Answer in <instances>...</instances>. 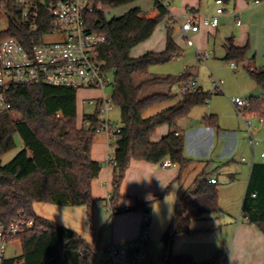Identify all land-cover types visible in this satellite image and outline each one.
<instances>
[{"label": "trees", "instance_id": "16d2710c", "mask_svg": "<svg viewBox=\"0 0 264 264\" xmlns=\"http://www.w3.org/2000/svg\"><path fill=\"white\" fill-rule=\"evenodd\" d=\"M8 10L9 25L0 30V44L8 38L28 40L35 35L20 24L15 0H1ZM138 0H108L102 2L88 16L91 30L105 35L106 42L101 49L105 69L114 75L112 102L120 110L121 133L115 150L117 165L114 167L113 193L110 198L112 212L142 211L151 213L154 201H136L131 207H116L120 198L119 187L132 159L151 163H163L167 159L186 170L192 159L184 152V137L170 131L161 140L154 142L151 137L164 124L174 127L176 123L202 104H207L211 92L202 89L184 94L175 105L156 114L145 117L147 110L173 97L167 94H153L141 98L143 88L160 79L137 84L136 74H147L152 65L163 64L179 56L182 49L174 40V20L169 9L154 0L155 15H149L140 7L132 8L120 17L108 19L104 6L116 8ZM227 2L229 0H223ZM248 3H263L264 0H244ZM169 17L166 23V47L160 52H147L132 57V50L149 40L158 25ZM224 60L243 63L249 45L238 47L233 38L227 40ZM251 78L264 90V67L247 68ZM170 81V77L162 79ZM180 88L190 83V76L182 74ZM219 93V91H216ZM11 112L0 114V223L8 227L23 214L27 221H33L32 228H24L14 240L21 244L22 254L7 258L4 264H96V247L88 244L80 234L55 221L38 215L34 204L85 205L88 215L94 204L92 182L99 175L102 163L92 158L91 150L96 137L97 115L85 114L84 122L91 126H78L77 90L71 87L45 84L14 86L10 89ZM251 107L264 118V99L250 97ZM12 113H17L14 118ZM206 125L217 126L216 115L203 118ZM17 136L23 148L7 163L1 158L18 146ZM258 173V176H257ZM254 177L248 185L242 210L247 221L255 225L264 235V162L255 164ZM170 191L167 187L166 195ZM195 199L188 201L186 194H180L175 215L162 236L164 246L174 239L190 232L194 219L219 211L217 185L208 182L205 175L196 181L191 192ZM223 253L219 251L212 259L199 264H220ZM170 264H198L189 255L171 256Z\"/></svg>", "mask_w": 264, "mask_h": 264}, {"label": "rangeland", "instance_id": "374dc122", "mask_svg": "<svg viewBox=\"0 0 264 264\" xmlns=\"http://www.w3.org/2000/svg\"><path fill=\"white\" fill-rule=\"evenodd\" d=\"M201 12L205 8H218L215 4V0H201ZM245 2L244 0H229L224 3V13L219 15V21L221 26L222 21L220 17H230V14L235 10H238V4ZM165 3H172L170 8L176 12H181L185 6V0H167ZM154 8V0H138L134 3L111 8L110 6H104L105 14L108 19L114 17H120L128 10L136 7L145 8L152 6ZM258 5H264L263 3H251V7ZM151 9H146L145 13H148ZM194 11V10H193ZM216 13V12H215ZM214 13V14H215ZM202 15V13H201ZM212 15V14H207ZM205 16V15H204ZM241 16V15H240ZM170 18H172L170 16ZM178 21H174L172 26L175 29V38L179 45L182 47V54L167 63L152 65L149 71L155 75H164L178 77L181 72L191 69L197 74V81L203 86L205 92H211V98L207 104L198 105L193 108L192 113L207 112L209 107L216 108L220 112H224L227 117L226 123L236 129L234 133L236 136L233 139L225 142V149L230 144L237 146L235 148V161H221V165H249L252 162L253 155L255 153L258 159H261L260 153L264 149V122H259V117L256 111H251L253 115L252 121L257 126L256 138L259 141L254 147L250 142L243 126V122L237 114L230 99L232 97H240L245 100L249 99L251 94L253 96L264 99V90L262 87L256 84V82L249 75L244 62L237 64L238 69H233L230 66V61L224 59L207 58L200 60L198 50L193 44H189L187 38L183 36L180 31V22L183 20L181 15H176ZM168 17L163 20L157 27L153 34L154 40L151 44H141L132 50V56H140L147 52V48H159V43L162 37L165 36V24ZM9 25L8 10L5 7V3L0 0V30L7 29ZM218 26V27H219ZM195 33H189V37L193 39ZM164 35V36H163ZM57 40L55 36L46 38L47 42ZM153 46V47H152ZM210 53L209 50L206 51ZM201 53V52H200ZM110 83L103 87V89H79L77 91V122L78 126H87L83 117L85 114L94 112V107L88 105V100L92 98H98L99 95H104L106 98H111L114 91V75L109 73ZM221 81L222 91L216 93L213 87V80ZM172 99L173 101H167L147 110L144 114L148 117L156 112V110H164L169 107L175 101L181 99L180 88L177 83L172 87ZM209 105V106H208ZM197 111V112H196ZM14 118H18L17 113H12ZM111 121L117 126L121 124L120 110L117 106L113 105V109L109 112ZM219 120V118H218ZM98 135V134H97ZM98 138L106 137V134L100 133ZM18 146L16 149L8 152L1 158L3 164L9 162L22 148L23 143L21 138L17 136ZM109 141V140H108ZM111 142L109 141L108 144ZM109 146V145H108ZM109 149V148H108ZM110 155L114 152L109 151ZM245 158L247 162H241V159ZM171 163V162H170ZM213 165L218 164L217 161H212ZM112 165V164H111ZM107 166V162L106 165ZM233 168V167H232ZM231 168V169H232ZM233 172V171H232ZM224 174V172L222 173ZM183 188V193L187 192V188ZM178 185H174L173 189L165 195L163 198L154 201L153 211L150 216V240L147 249V264H155L160 261H168L169 257L176 255H190L195 263H202L205 260L211 259L217 252L222 249L225 252L229 251V247L226 243H231L235 234V227L237 224L251 225L245 220L243 216L235 214L234 217H229L221 214H217L210 218L194 219L191 221L190 234L178 235L171 245L164 246L162 236L168 226L171 224L175 215L176 203H177ZM35 212L55 221L61 225L66 226L69 229L76 231L81 237L90 245L96 247L93 255L95 262L100 264L99 261L102 258L101 250L105 247L113 244L114 234L117 230H123L125 225L129 223V220L120 221V227L114 230V219L112 212V204L110 200L103 199L98 202H94L91 210V217L88 215V209L85 205H58L50 203H35ZM132 212V211H125ZM131 220V219H130ZM127 222V223H126ZM246 223V224H245ZM70 226V227H69ZM252 226V225H251ZM257 228V227H256ZM258 229V228H257ZM259 233L261 231L258 229ZM244 235L242 241L235 246V252L243 259L246 264H264V260L260 251L262 252L263 245L258 241V237L251 231H243ZM262 234V233H261ZM263 235V234H262ZM21 251V244L18 241L9 243L7 254L9 256H16Z\"/></svg>", "mask_w": 264, "mask_h": 264}, {"label": "crops", "instance_id": "0c3cea01", "mask_svg": "<svg viewBox=\"0 0 264 264\" xmlns=\"http://www.w3.org/2000/svg\"><path fill=\"white\" fill-rule=\"evenodd\" d=\"M171 4L172 3H170L168 8L171 14L169 17L172 15H181L183 17V15L189 9L194 10L200 16L214 14L216 12L214 8H205L201 12V0H185V6L181 12H176L171 9ZM238 6V10L235 8V10H233V12L230 14V17H225L223 15L220 17L222 21L221 26L216 28L202 26L200 31L193 35L192 40L194 41L198 53H203L209 50L211 58L224 59L227 51V40L229 38H233L234 45L238 47H243L247 44L249 45V49L244 61L245 66L248 65V67L251 69L262 68L264 67V5L251 7V3L240 2ZM152 7L153 5L145 8V10L151 9L148 12L149 15L156 14V11L153 10ZM145 10L142 9L143 12H145ZM237 20H241L240 25L237 24ZM180 31L182 32L183 36L186 37L184 32L182 30ZM153 36L154 35H152L149 40L143 43L151 44L153 42L152 40H154L152 39ZM173 37L177 45L182 49L175 38V32ZM159 45L160 46L158 49H155L153 46V48H147V52L163 51L166 47V34L164 37H162ZM182 74H187L190 76V78L195 77L197 79L196 72L191 69L181 72L178 77L174 78H172V76L155 75L150 71L147 74H136L134 78L137 84L156 78L160 79L157 82H151L147 84L143 88L140 97L146 98L153 94H167L169 91H172V87L175 83H177L180 88L179 78ZM167 77H170V81L166 82L162 80ZM198 85L204 91L203 86H201L199 82ZM253 95L254 94H251L250 97ZM101 96L103 95H98L97 97ZM182 96L183 95H181V98ZM180 100L173 102L169 105V107L175 105ZM167 101H173V99L171 98ZM192 110L187 117L180 119L174 127H170L168 124L158 127L151 137L152 141L157 142L165 137L170 131H175L178 135H182L184 137L185 155L192 159L190 166L186 170L181 171L180 166L170 163L168 159L165 161L169 163L168 166L163 165L165 162L156 164L132 159L119 187L120 198L116 207L120 211L124 208L133 206L136 201L149 202L159 200L165 196L164 191L167 187H170L171 190L176 184L178 185L177 199L180 194H183L182 187H185L187 188V192L184 193L186 194L188 201H191L195 199V196L192 195L191 192L195 188L196 181L203 174L208 179V182L210 179L217 180V184L215 185H217L218 189V206L220 210L217 212L208 213L198 219H208L217 214L234 217V215L237 214L243 216L247 221L242 210L244 198L250 180H252V178L253 180L254 178L256 179V175L254 177L253 174L254 165L261 164L264 161L262 159H258L254 153L252 162L249 165L229 164L222 166L220 164L221 161H235V148H237V146L233 147V145L229 144L226 149L224 148L225 142L233 139V137L236 136L234 133L236 129L232 128L231 125L226 123L225 118L231 116L225 117L224 112H220L216 108L211 107L207 109V112L202 113L199 111H196L197 113H192ZM160 111L162 110H156L154 114ZM206 115H216L219 118L218 125L210 126L204 124L203 118ZM98 136L100 135H96L91 150L92 158L102 163V169L99 175L92 182V197L94 202H98L103 199L110 200L113 193V175L115 171L114 166L107 162V156L109 154V139L107 136L104 138H98ZM212 161H217L218 164H215L214 166ZM106 162L107 166H105ZM241 162L247 161L245 158H242ZM223 172L224 174H222ZM144 213L145 212L142 211H132L127 213L122 210L121 212L113 214L115 231L117 230V227L121 226L119 223L120 221L129 220V223L125 225L123 230L121 229L115 232L113 244H120L137 237L140 232ZM251 225H244L241 223L237 224L235 227V234L230 245L229 243H226V245L229 247V251L226 252V254L231 264H246L239 254L235 252L236 244L242 241L244 235L243 231H251L258 237V241L261 242V245H263L262 252L260 251V254L264 260V235L261 234L262 232L259 233V231H257L258 229L255 225ZM191 231L192 230L190 228V232L182 234H190ZM21 254L22 248L20 253L16 256L7 255L8 258H11L18 257Z\"/></svg>", "mask_w": 264, "mask_h": 264}, {"label": "built area", "instance_id": "2783aa9c", "mask_svg": "<svg viewBox=\"0 0 264 264\" xmlns=\"http://www.w3.org/2000/svg\"><path fill=\"white\" fill-rule=\"evenodd\" d=\"M104 0H15L17 16L21 25L35 35L28 40L16 37L5 39L0 44V114L11 112L12 102L10 89L14 86H29L45 84L52 86L71 87L76 89H103L110 83L109 73L105 69V62L101 57V49L106 42L105 35L94 33L91 30L88 16L96 8L102 7ZM108 1V0H105ZM169 8L167 0H158ZM218 8L212 15L200 16L189 9L183 20L179 21L189 44L193 40L189 33H197L202 26L216 28L219 26V15L224 13L223 0L215 1ZM171 15V14H170ZM178 21L176 16H171ZM241 24V20H237ZM55 36L57 40L47 42L46 38ZM200 60L210 57V53H198ZM231 68L238 69L235 62ZM216 91H222L221 81L213 80ZM201 88L195 77L190 78L187 86L180 88V94L195 92ZM237 114L243 122L249 142L255 147L257 126L252 121L253 115L248 108L250 99L232 97L230 99ZM88 105L94 107L98 123L95 126L96 134L104 133L108 137L109 151L107 162L114 167L117 165L115 150L121 133V125H115L109 112L113 109L112 97L103 96L88 100ZM259 117L263 123L264 118ZM87 127L91 122H86ZM110 153V152H109ZM264 161V149L260 153ZM164 166L169 163L165 162ZM211 184H217L216 179H210ZM33 221H27L21 214L8 227L0 223V264L8 258L7 251L10 242L14 241L18 233L24 228H32ZM150 240V216L144 213L140 232L137 237L120 244H111L101 250L100 264H147V249ZM224 257L220 264H231L225 250H221ZM155 264H170L169 261H160Z\"/></svg>", "mask_w": 264, "mask_h": 264}]
</instances>
